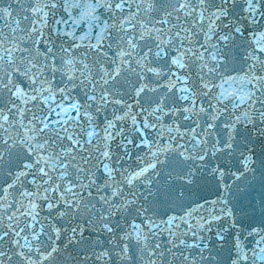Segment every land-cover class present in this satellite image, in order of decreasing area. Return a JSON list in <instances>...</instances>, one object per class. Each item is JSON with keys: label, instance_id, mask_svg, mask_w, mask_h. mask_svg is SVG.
<instances>
[{"label": "snow or ice", "instance_id": "1", "mask_svg": "<svg viewBox=\"0 0 264 264\" xmlns=\"http://www.w3.org/2000/svg\"><path fill=\"white\" fill-rule=\"evenodd\" d=\"M0 264H264V0H0Z\"/></svg>", "mask_w": 264, "mask_h": 264}]
</instances>
